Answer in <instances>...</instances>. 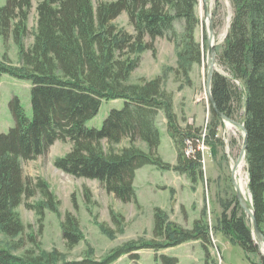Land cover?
I'll use <instances>...</instances> for the list:
<instances>
[{
  "label": "trees",
  "instance_id": "1",
  "mask_svg": "<svg viewBox=\"0 0 264 264\" xmlns=\"http://www.w3.org/2000/svg\"><path fill=\"white\" fill-rule=\"evenodd\" d=\"M199 0H106L96 6L93 0H40L33 42L28 25L32 0H7L0 6V36L12 35L20 54L19 64L7 55L0 58V76L9 73L32 83L33 117L18 96L10 101L14 125L0 133V234L20 235L15 245L3 244L0 238V264H58L52 253H43L38 236L45 209L58 211L61 201L41 176L24 174L23 160L48 151L56 140H70L72 148L54 160L63 171L101 181L104 187L124 202L136 199L134 178L138 168L154 163L193 177L199 174L202 153L197 148L201 129L192 124L181 127L172 110V93L162 87L160 77L129 82L138 65L139 53L153 49V41L168 36L183 45L187 66L203 57L201 42L195 38L199 23L196 6ZM236 12L230 30L219 51V61L226 63L235 78L243 82L241 91L226 74L216 70L211 92L217 107L228 117L235 111V100L243 97L244 124L247 129L246 151L251 204L264 231V0H234ZM127 12L135 32L118 27L114 19ZM177 22L183 27H177ZM150 37V41L146 40ZM125 101L122 108H112L102 127H89L87 121L100 110L103 99ZM164 110L170 134L177 148V162L164 161L158 154L160 131L157 115ZM216 119L220 115L214 110ZM214 133V130H211ZM128 138L121 149L113 143ZM195 150L186 153L187 141ZM147 144L148 150L137 141ZM105 141L109 147H105ZM39 193L41 198L28 202ZM25 200L35 210L40 231L28 234L32 246L20 255L22 238L32 227L22 219L18 206ZM224 205L219 224L248 253L260 254L246 211L237 194ZM76 203V202H75ZM63 237L69 247L83 237L80 221L67 211L62 220ZM154 234L160 240L130 241L101 261L86 259L89 264H108L126 252L138 259L142 248L160 249L185 241L201 240L206 255L212 243L207 223L195 222L184 228L171 221L166 211L155 210ZM165 264H177L178 257L163 254ZM253 264H264V256ZM65 264V263H64ZM69 264V263H66ZM75 264V263H74ZM77 264V263H76ZM137 264H140L137 262Z\"/></svg>",
  "mask_w": 264,
  "mask_h": 264
},
{
  "label": "rangeland",
  "instance_id": "2",
  "mask_svg": "<svg viewBox=\"0 0 264 264\" xmlns=\"http://www.w3.org/2000/svg\"><path fill=\"white\" fill-rule=\"evenodd\" d=\"M40 0H32L28 25L31 33L26 38V44L33 42V30L37 24V4ZM95 6L106 0H93ZM7 0H0L3 6ZM205 7L210 11L213 24V42L216 43V61L213 72L218 70L226 74L242 91L243 82L235 78L230 67L219 61V51L230 30L236 12L234 0H199L196 14L199 23L195 29V38L201 42L203 57L200 62L187 66L182 55L183 45H179L168 36L156 37L154 48H147L139 53V63L132 71L129 82H138L141 78L152 80L160 77L162 87L172 93V110L178 124L185 127L192 124L201 129V137L197 148L201 151V167L199 174L193 177L190 173L165 168L154 163H148L137 169L134 178L136 199L124 202L109 192L100 180L69 174L56 167L54 160L64 155L72 148L68 140H56L44 154L33 159L23 160L24 174L28 177H43L61 201L58 211L48 207L45 209L43 226L38 236L43 253H52L58 264H89L86 259L101 261L116 249L130 241L160 240L154 234L155 210L157 207L167 212L169 219L184 228H193L195 222L202 220L207 223L212 243L207 256L201 240L192 239L181 244L163 247L158 250L142 248L138 250L136 260L133 252H126L108 264H165L163 254L178 257L177 264H253L264 256V238L257 239L253 230L260 254L248 253L232 236L225 234L220 228L219 218L224 205L228 203L237 189L232 180V171L242 150L245 132V108L243 97L235 100V111L229 119H216L212 112V102L207 78L209 72L208 48L210 35L209 18L206 17ZM118 27L134 33L127 12H122L114 19ZM177 27H183L177 22ZM150 41V37H146ZM5 55L13 64H19L20 54L12 35L5 40L0 36V58ZM32 83L28 79L15 77L9 73L0 76V133L8 132L14 125V117L10 101L18 96L26 113L33 117L31 94ZM125 101L119 99H103L99 112L87 121L89 127L100 128L112 108H122ZM168 118L164 110L157 115V125L160 131V144L157 154L166 162H177V148L170 134ZM214 133H211V130ZM129 139L113 143L112 147L121 149L128 145ZM187 141V150L194 152L195 147ZM142 148L148 150L145 142L137 141ZM105 147L109 144L105 141ZM186 150V151H187ZM187 153V152H186ZM188 153V154H189ZM241 161L244 162L243 177L247 182L248 203L251 201L249 190V174L246 153ZM240 161V163H241ZM239 163V165H240ZM235 170V179L240 177ZM239 183V182H238ZM41 198L36 195L28 198L35 202ZM76 202V203H75ZM18 211L25 223L31 224L23 235L22 248L13 247V252L20 255L32 246L28 234L40 231L38 216L34 209L29 208L25 200L18 206ZM70 211L80 221L82 239L69 247L63 237L62 220L65 213ZM249 224L253 227L251 216L246 212ZM262 231V229H261ZM264 236V231H262ZM3 244L15 245L20 235L10 237L0 234Z\"/></svg>",
  "mask_w": 264,
  "mask_h": 264
},
{
  "label": "water",
  "instance_id": "3",
  "mask_svg": "<svg viewBox=\"0 0 264 264\" xmlns=\"http://www.w3.org/2000/svg\"><path fill=\"white\" fill-rule=\"evenodd\" d=\"M204 1L207 2L208 0H204ZM205 14H206V17L209 18V21H210V23H209L210 35L208 36V41H209V48H208L209 72H208L207 83H208V88H209V91H210L212 106H213L214 110L219 113L221 118L232 120L227 115H225L217 107L216 102H215V100L212 97L211 82H212L213 69H214V65H215V61H216V51H215L216 43L213 42V37H212V35H213V24H212V21H211L210 11H209L208 7H205ZM241 125H242V128H243L244 132H245V135H244V141H243V146H242L241 153H240L239 158H238V160L236 161V163H235V165L233 167L232 180H233V183L236 186V189H237V193L236 194H237V197H238L242 207L251 216L252 224H253V230L255 232V235L257 236V239L259 241H262L264 236H263V233H262L261 228L259 226L255 211L252 208L251 204L248 203V201H247L246 197L244 196V194L242 193L241 187H240L239 183L236 181L235 175H234L237 166L239 165L241 159L243 158L244 154L247 151V144H248L247 129H246L244 123H242Z\"/></svg>",
  "mask_w": 264,
  "mask_h": 264
},
{
  "label": "bare ground",
  "instance_id": "4",
  "mask_svg": "<svg viewBox=\"0 0 264 264\" xmlns=\"http://www.w3.org/2000/svg\"><path fill=\"white\" fill-rule=\"evenodd\" d=\"M239 166H240V169L238 170V173H239L240 177L238 178V181L237 182H239V185L241 187L242 193L244 194V196L246 197V199H248V197H247V195H248V192H247V182L245 180L246 178L244 179L243 174H242L243 171L241 170V169H243L244 162L241 161V163H240Z\"/></svg>",
  "mask_w": 264,
  "mask_h": 264
},
{
  "label": "built area",
  "instance_id": "5",
  "mask_svg": "<svg viewBox=\"0 0 264 264\" xmlns=\"http://www.w3.org/2000/svg\"><path fill=\"white\" fill-rule=\"evenodd\" d=\"M190 152V150H187V153H189Z\"/></svg>",
  "mask_w": 264,
  "mask_h": 264
}]
</instances>
